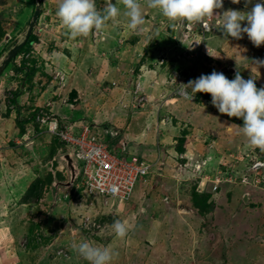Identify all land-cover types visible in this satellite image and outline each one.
Returning <instances> with one entry per match:
<instances>
[{
	"label": "rangeland",
	"instance_id": "rangeland-1",
	"mask_svg": "<svg viewBox=\"0 0 264 264\" xmlns=\"http://www.w3.org/2000/svg\"><path fill=\"white\" fill-rule=\"evenodd\" d=\"M26 1L0 0V46L6 42L12 45L3 51L0 69L31 27L37 38L30 52L14 60L19 67L25 61L18 73L11 64L0 73V264H33L44 255L45 264H89L73 249L82 241L117 252L111 264H264V187L255 184L258 169L251 164V159L259 158L260 149L249 145L241 124L219 113L216 107L208 111L211 99L207 93L198 92L191 101L179 92L176 99L171 98L172 90H177L182 80L172 76L168 82L162 73L167 69L159 67L163 61L178 59L181 71L193 76L187 74L189 80L213 71L226 72L232 80L239 71L243 79L253 78L256 87L262 88L264 66L257 67L252 62L264 60V44L254 46L246 34L239 40L225 38L219 16L207 21L211 31L204 30L201 35L199 24L175 22L173 27V22L148 8L146 0H140L145 21L142 30L129 29L124 6L120 0H112L121 10L120 16L100 32L71 39L54 12L57 0H33V12ZM257 2L261 0H251L247 5L245 0L238 4L223 0V7L214 15L229 9L247 12ZM106 3L107 0H96L97 9L102 10ZM245 24L242 22V27ZM192 41L201 42L194 48ZM180 47L183 51L178 58ZM157 57L160 58L154 61ZM26 73L28 78L21 82ZM172 75L177 76V72L172 71ZM136 82H142L145 89L140 86L127 94L122 90ZM16 87L23 93L18 98L19 111L14 103H7ZM72 90L76 94H70ZM148 93L156 98L146 102L145 109L132 110L139 97ZM26 107L41 108L43 112L52 109L51 113L66 121L71 131L88 124L117 157L130 159L137 155L147 162L152 171L136 182L131 197V202L139 201L133 206L130 201H122L118 209L111 205L104 208L105 195L84 191L80 184L83 161L74 157L79 174L69 192L60 187L53 205V181H62L65 174L67 178L66 171L57 174L59 166L54 160L62 147L43 127L35 130L31 123L19 121L29 115L26 110L21 112ZM51 113L47 112L52 116ZM165 114L168 119L161 123L159 115ZM22 126L25 130L21 135ZM177 133L185 134L188 155H219L218 165L210 160L198 171L202 181H206L205 175L211 179L216 174L221 177L215 190L208 182L211 207L193 210L189 201L181 202L172 194L170 202L165 203L164 190L150 185L166 178L168 184L175 177L191 175L179 172L183 168L177 170L176 153L163 142L169 136L172 140ZM121 142L126 143L125 151ZM243 153L248 156L242 157ZM236 156L241 159L237 161ZM159 160L164 164L166 178L155 179L153 173ZM225 165L238 167L241 173L237 177L229 175L221 168ZM244 173L247 183L240 184ZM262 177L264 174H259L261 180ZM34 179L44 182L41 195L35 202L24 203L23 189ZM112 203L118 205L117 200ZM180 203L190 210L179 209ZM103 215H114L116 221L130 225L127 235L118 238L108 222L100 224L98 220ZM110 234L114 236L106 243L105 237Z\"/></svg>",
	"mask_w": 264,
	"mask_h": 264
},
{
	"label": "clouds",
	"instance_id": "clouds-1",
	"mask_svg": "<svg viewBox=\"0 0 264 264\" xmlns=\"http://www.w3.org/2000/svg\"><path fill=\"white\" fill-rule=\"evenodd\" d=\"M231 2L233 4H238L240 0H231ZM120 3L124 6L123 15L128 18L129 29L134 31L142 30V25L145 21L140 0H120ZM249 3H251V0H245V5ZM146 6L158 11L163 17L173 22V27L176 26L175 22H187L190 25H202L203 30L211 31V26L207 21L213 16H219L221 17L219 28L223 30L225 38L231 37L239 40L243 38V34H246L254 46L259 47L264 44V0L255 3L251 10L247 12L229 9L218 15H214V11L223 7V0H146ZM56 15L66 28L69 37L71 39H76L77 37H87L93 32L103 30L110 20L114 21L121 15V10L112 3V0H107L106 6L102 10L97 9L96 0H57ZM242 22H246L243 27ZM195 42L199 44L201 41ZM243 58L247 60V58ZM252 63L257 67L264 66V60L253 61ZM172 76L178 77L179 80H181L178 73L177 76ZM136 83L133 84L131 90L135 89ZM179 84L180 87L178 91L184 99L191 101L194 95L198 92L208 93L211 95L212 105L218 109L219 113L226 114L228 117L242 119L243 126L240 127L241 132L246 137L249 145L253 148H259L264 152V87L257 88L253 78L245 80L242 78L239 71H237L234 79L229 80L223 73L213 71L210 75H201L195 80H188L185 84L179 82ZM140 86L145 89L142 82L140 83ZM189 88L191 89V92L188 91ZM172 92L173 96H171V98L176 99V96L174 95L175 91ZM144 96L148 97L149 93ZM149 101L151 100L148 98L145 103ZM140 108L145 109V104ZM51 120H55L59 123L54 116H50L49 121ZM160 120H162L161 117ZM35 121L38 122L36 117ZM38 123L40 127L45 129L46 133L55 136L56 142L62 147V152L54 157V160H57L58 162L59 169L57 174L59 175V173L66 171V168L64 164L58 161L57 157L67 152L71 154V149L65 142L61 141L49 130L48 122L45 124ZM62 124L63 123H59V126L62 127L66 125ZM27 138L29 139V137ZM28 142H30V140H27V143ZM246 155V153H243L242 157H245ZM71 156L74 159L75 156L72 154ZM236 158L237 161L238 159H241L237 156ZM251 160L252 166L257 161L263 162V165L257 168L259 174L263 175V173H261V168L264 167V160ZM191 161L194 166L199 165L200 170L201 168H205L204 166L201 167V164L198 161L193 159H191ZM58 166H56V169ZM196 170L199 171L198 169ZM149 174L150 173H148L145 178H147ZM259 174L256 175L255 173V176L259 177ZM62 176L64 177L62 180H65L66 174L65 176ZM240 178V184L247 183L248 178L246 173L242 174ZM254 181L255 180H253V182ZM219 183H217V186ZM260 183L261 178L260 181L255 184L258 185ZM67 192H69V190ZM245 192H247V189H245L244 193ZM165 197H167V199L169 198L168 195ZM180 204H178V206ZM129 227L130 225L119 220L115 221L112 225L115 235L121 239L127 235ZM73 249L83 259L87 260L89 264H111L114 257L118 255L117 252L109 247L94 246L87 241L74 244Z\"/></svg>",
	"mask_w": 264,
	"mask_h": 264
},
{
	"label": "trees",
	"instance_id": "trees-1",
	"mask_svg": "<svg viewBox=\"0 0 264 264\" xmlns=\"http://www.w3.org/2000/svg\"><path fill=\"white\" fill-rule=\"evenodd\" d=\"M27 3H28V7H30L31 8V10H32V12L34 11L33 10V6H34V2H33V0H27L26 1ZM56 11H57V9L55 10L54 9V12L56 13ZM37 14H39V11H37ZM18 29V28H17ZM31 30H32V27H31ZM31 30L28 32V34H27V36L25 37V39L20 43V44H18L17 46V49H16V51H15V53H13L12 55H10L7 59H5L4 60V64L2 65V67H1V69H0V73H1V75H2V73L4 72V70L10 65L11 66V69H13V70H15L16 71V73H18L19 72V70H21L24 66H25V61L24 60H22V63H21V65H20V67L19 66H17V65H15V63H14V60L17 58V57H19L20 55L22 56V55H24L26 52H30L31 51V49H32V44L35 42V40L37 39L36 38V36L34 35V34H32L31 33ZM170 31H171V33H173V29H172V27H171V29H170ZM18 31H16V33H17ZM16 33H14V35H16ZM2 33H1V31H0V41H1V38H2ZM170 40H172L174 43H175V41L172 39V37H170ZM12 45H10V43L9 42H6V43H4V44H2L1 46H0V57L2 56V54H3V51H5V50H9V47H11ZM12 48H14V47H12ZM148 51H149V49H148ZM181 51H183L182 50V48L180 47L179 48V50L177 51V53H178V55H176L178 58L180 57L181 58ZM10 52V51H9ZM21 56H20V58H21ZM158 58H160V57H157V58H155V59H153L154 61H156V60H158ZM177 60V62H178V59H176ZM176 60L175 61H170V60H166V61H163L164 63H162V64H160L159 65V67L160 68H162V70L163 69H167L166 71H164V72H162L163 73V75L165 76V78L166 79H168V82L171 80V77H172V71H176L178 74H179V77H181L180 79L182 80L180 83H183V84H185V82L186 81H188L189 80V78L186 76L187 74H189V77H193L192 75H190L191 73L190 72H182L181 70H182V67L179 65V63H177L176 62ZM16 61V60H15ZM176 62V63H175ZM151 64H152V62H150ZM167 64H168V66H167ZM10 71L11 70H9L8 71V73H7V75H9L10 74ZM220 73H223L225 76H226V72H220ZM229 73H230V71H229ZM0 75V76H1ZM27 75H29L28 73H26V75H23V77H22V80H21V82H23L24 80H25V78L27 77ZM28 78V77H27ZM169 89L170 90H172V88L171 87H169ZM179 89V88H178ZM178 89L176 90V89H173V90H175V93H174V95H176L179 91H178ZM172 90V91H173ZM11 93H12V99H8V101L6 100V98L8 97V95H7V97L5 98V100L4 101H7V103H14L15 104V109H17L18 111L20 110L19 109V107H21V103H20V101H19V97H20V95L21 94H23V93H21V90H20V88L19 87H16L15 89H13V90H11ZM70 94H76L75 93V91H71L70 92ZM206 94V93H205ZM208 94V93H207ZM22 96V95H21ZM208 96H210L209 98L211 99V95L210 94H208ZM162 98H164L163 96H162ZM162 98H161V100H162ZM70 100H71V98H70ZM1 105H2V103H0ZM209 105V107L208 108H210V110H208V111H212V109H214V106L212 105V103H209L208 104ZM54 106V105H53ZM7 108V107H6ZM54 108V107H53ZM8 109V108H7ZM41 109V108H40ZM39 108H37V109H32V107H26V109H21V112H23V114L25 113V110L26 111H28V113L27 114H29V115H25L26 116V119H22V120H19V121H22V122H25V123H31L32 124V128L34 129L35 128V130H36V128H38V127H40V125H39V123L38 122H36L35 121V117H36V114H38V113H41V114H47V112L48 113H51V111H52V109H50V111H48L47 109L43 112L42 110H40ZM135 110H140V107H135L134 108ZM23 110V111H22ZM9 111V110H8ZM39 111V112H38ZM52 114V113H51ZM54 114H52V116H53ZM168 115V114H167ZM166 115V116H167ZM56 115H54V117H55ZM166 116H163V118H165L166 119V121H167V119H168V117H166ZM28 117V118H27ZM58 121H59V123H63L62 125H64V124H66L67 125V122L66 121H64L63 119H61L60 117H55ZM231 119H233L235 122H237V123H239V124H241V126H243V121H242V119H239V118H236V117H230ZM63 120V121H62ZM173 119H171L170 121H172ZM165 121V122H166ZM68 123H70V122H68ZM74 124V123H73ZM82 128V126H81V124H80V126L76 129V130H80ZM21 135L22 134H24L23 132H24V130H25V128L22 126L21 127ZM75 130V131H76ZM74 133H76V132H74ZM186 133V132H185ZM173 137V140H172V142L170 143H168V142H166L165 143V146H167V147H169V148H171V149H174V152L176 153L175 154V164H176V168H177V170H181L182 168L184 169V170H181V171H179V172H181V173H189V174H191V175H189V177H179V178H173V179H170V181H168V184H167V182H166V180H168L169 178H166V177H164L163 175H159L158 173H156V170L154 171V173L153 174H155L154 176L156 177L155 179H157V178H166V179H164L163 181H160V183L158 184V183H156V181L155 182H153L152 183V185H154V188L155 187H158V186H160L163 190H164V192H165V194H164V196L162 197V200H163V202H165L166 203V201H168L169 199H170V195L171 196H174L175 197V195H177V197L178 198H180L181 199V202H184V201H189V203H191V208L194 210V209H201V206L203 207L204 205H206L204 208H207V207H211V205H212V203L210 202V198H211V196H212V191L211 190H208V180H206L205 181V184H201V181H202V179H201V175L198 173V171L196 170V168H195V166L191 163V159H193V160H195V161H198L200 164H202V165H205V163L207 164L208 162H210V160H214V161H216V165H218V161H217V158L219 157V155L217 154V155H214V157L213 158H211V157H208V154H206L207 156H206V158H205V156H203V154H201V155H197V157L195 158V157H193V156H191V155H188L187 154V152L185 151L186 150V148L184 149V147H185V145H184V141H185V134H183V133H181L180 135H178V133L177 134H175V135H173L172 136ZM198 138H199V136H197ZM109 146V145H108ZM110 148V147H109ZM167 152V151H166ZM53 154H51L50 156H52ZM221 155V154H220ZM258 155H259V158H255L254 160H257V159H261V160H264V152H262L261 150H259V153H258ZM221 157V156H220ZM209 159V160H208ZM179 160V161H178ZM186 163V165L184 166V164ZM163 164V163H162ZM181 165V166H180ZM163 166H164V164H163ZM221 168H223V169H225L228 173H229V175H232V176H235V177H237V176H239V174L241 173V171L238 169V167H236V168H232V165H230V166H227V165H225V166H222ZM262 169H263V171H261V173H263L264 174V167H262ZM246 170V169H245ZM151 169H150V173H151ZM243 173V172H242ZM159 176V177H158ZM196 176V177H195ZM62 178H64L63 176H62ZM49 179V181H50V179L51 178H48ZM138 181V180H137ZM136 181V182H137ZM142 181V180H141ZM136 182H135V184H136ZM46 183H49V182H46ZM135 184H134V187H135ZM263 187H264V177H262V180H261V183H260ZM43 185H44V182L42 183V181H37V180H33V182L32 183H30L27 187H24V197H23V200H22V202H35L36 200H37V198L41 195V192H42V188H43ZM134 187H133V190H134ZM210 189H212V188H210ZM133 190H132V192H131V194L129 195V197L127 198V199H125L124 201H128V203H130L131 202V197H132V193H133ZM211 191V192H210ZM167 193V194H166ZM166 195H168L169 196V198L168 199H165V196ZM114 200H117V202H118V205H113V203H112V201H114ZM130 201V202H129ZM119 203H120V201H119V199L118 198H113V197H110L109 199H108V202H103V204H104V208H105V206L107 207V205H111V206H113L114 208H117L118 209V207H119ZM187 203V202H186ZM185 203V204H186ZM184 204V203H183ZM126 206V205H125ZM141 206V205H140ZM197 209V210H198ZM208 210V209H207ZM206 210V211H207ZM116 221V216H114V215H107V216H102L101 218H100V220H98V222H100V224H105V223H107L108 222V224H110L111 226L113 225V223ZM114 236V234H110L109 236H106L105 237V241H106V243H108L107 241H109V240H111L112 239V237ZM26 238H28V237H26L25 236V239ZM29 245V243L28 244H26L25 245V247L26 246H28ZM35 245L36 244H33V247L34 248H36L35 247ZM31 247H32V245H30ZM37 246V245H36ZM34 248H32L33 250H34ZM31 258H33V257H31ZM46 256L44 255V256H42V257H40V260L39 261H37V259L34 261V263L33 264H45V262H46ZM23 264H28V262L26 263H23Z\"/></svg>",
	"mask_w": 264,
	"mask_h": 264
},
{
	"label": "built area",
	"instance_id": "built-area-1",
	"mask_svg": "<svg viewBox=\"0 0 264 264\" xmlns=\"http://www.w3.org/2000/svg\"><path fill=\"white\" fill-rule=\"evenodd\" d=\"M203 31V26L200 25L199 34H203ZM198 45H195L194 41L191 43L194 48ZM60 78L61 80L63 79L61 76ZM139 89L140 83L137 82L133 92ZM145 100H148L147 96L139 97L135 102L137 107H142L145 104ZM36 120L41 124L48 122L49 130L67 144L75 158L83 161L80 184L84 185V191L88 194L99 193L105 195L103 201L105 203L108 202L110 197L118 198L120 202L127 199L133 190L135 182L139 179H144L150 173V165L136 155H132L130 159L117 157L107 143L100 141L92 133L88 124L84 125L77 133H73V131L68 130L66 125L60 127L57 121H49L50 116L48 115L38 113L36 114ZM120 146L124 149L125 143L121 142ZM262 165V161H257L253 164V168L257 169ZM195 167L200 171L198 165ZM258 174L259 171L256 172V175ZM205 179L213 183L212 189H215L217 183L221 182V177L218 174L213 179L205 175ZM259 181L260 178L257 177L256 182ZM201 184H205V181H201Z\"/></svg>",
	"mask_w": 264,
	"mask_h": 264
},
{
	"label": "water",
	"instance_id": "water-1",
	"mask_svg": "<svg viewBox=\"0 0 264 264\" xmlns=\"http://www.w3.org/2000/svg\"><path fill=\"white\" fill-rule=\"evenodd\" d=\"M188 91L191 92V89L189 88ZM58 161L62 164H64L66 171H67V178L65 180L62 181H56L54 180L52 183V189H53V205H55L56 201H57V193L58 190L60 189V187H62L65 192L68 191V189L70 187H72L74 180L76 179V177L79 174V170L76 166V161L72 158L71 154L69 152L59 155L58 157ZM248 192L244 193V198L247 200L248 199ZM179 209L182 208H186L188 210H190L189 207H187L186 205L180 204L178 206Z\"/></svg>",
	"mask_w": 264,
	"mask_h": 264
},
{
	"label": "crops",
	"instance_id": "crops-1",
	"mask_svg": "<svg viewBox=\"0 0 264 264\" xmlns=\"http://www.w3.org/2000/svg\"><path fill=\"white\" fill-rule=\"evenodd\" d=\"M132 86H133V85H131L130 87H129V86H126V87H124L122 90L125 91L126 94L129 93V92H131V91L133 92L134 90H129V89H132ZM127 88H129V89H127ZM155 96H156L155 94H151V93H150L149 96H148V98L151 100L152 98L154 99ZM146 107H147V106H146ZM132 110H135V109H132ZM140 110H143V108H140ZM166 115H167V114H165V115H163V116H166ZM163 116L159 115V117L162 118L161 123H164V122L166 121V119H163ZM166 117H168V115H167ZM74 125H75V124H74ZM75 126H76V125H75ZM76 127H77V126H76ZM76 127H75V128H76ZM156 129L158 130V126L156 127ZM73 132H76V133H77L78 130H76V131L73 130ZM158 135H159V134H158ZM172 136H173V135H172ZM170 137H171V136H169L168 139H167L166 141H163V142H165V143H166V142H168V143L170 142V143H171L172 140H173V137H172V140H170ZM122 150L125 151V150H126V147H125V149H122ZM169 150H171V148H170ZM159 163H160L159 166H158L159 169H158V168L156 169V173H158L160 176H161V175L164 176V173L162 172V169L164 168V167H163V164H162V161L159 160ZM154 175H155V174H154ZM155 178H156V177H155ZM150 185H151L152 188H154V185H152V184H150ZM155 188H156V187H155ZM175 198H178L177 195H175ZM178 199H179V198H178ZM137 201H139V199H138ZM137 201H135V200L132 201V202H131L132 204H131L130 206H133V204H134L135 202H137ZM169 202H170V200H169ZM145 210H146V208L144 207L143 212H145Z\"/></svg>",
	"mask_w": 264,
	"mask_h": 264
},
{
	"label": "bare ground",
	"instance_id": "bare-ground-1",
	"mask_svg": "<svg viewBox=\"0 0 264 264\" xmlns=\"http://www.w3.org/2000/svg\"><path fill=\"white\" fill-rule=\"evenodd\" d=\"M195 43V45H196V42H194Z\"/></svg>",
	"mask_w": 264,
	"mask_h": 264
}]
</instances>
